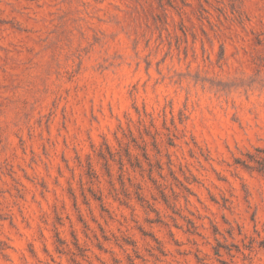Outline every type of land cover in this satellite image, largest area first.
<instances>
[{"label": "rangeland", "instance_id": "1", "mask_svg": "<svg viewBox=\"0 0 264 264\" xmlns=\"http://www.w3.org/2000/svg\"><path fill=\"white\" fill-rule=\"evenodd\" d=\"M0 264H264V0H0Z\"/></svg>", "mask_w": 264, "mask_h": 264}]
</instances>
